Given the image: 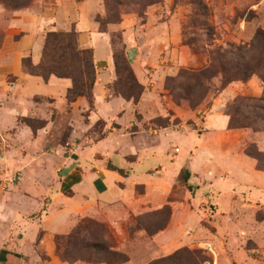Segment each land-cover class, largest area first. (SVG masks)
<instances>
[{
	"label": "rangeland",
	"instance_id": "374dc122",
	"mask_svg": "<svg viewBox=\"0 0 264 264\" xmlns=\"http://www.w3.org/2000/svg\"><path fill=\"white\" fill-rule=\"evenodd\" d=\"M32 2L0 0L6 12L25 9ZM103 10L94 21L100 31L110 26L111 54L124 52L121 27L131 25V39L141 48V56L155 60L140 74L143 86L130 69L141 94L145 93L143 101L137 107L141 94L136 102L126 100L133 107L122 122L119 118L89 122L90 105L79 135L59 130L50 138L64 156L75 160L85 147L115 133L120 148L113 151L104 143L105 151L100 149L92 157L102 160L105 168L117 167L121 176L143 171L165 177L169 185L161 205L151 201L134 211L103 206L100 212L79 217L66 235L58 236L77 231L76 254L88 262H65L54 250L55 256L67 264L113 261L110 252L124 255L132 264H226L211 242L220 226L217 218L225 217L246 257L229 264H264V69L221 88L222 73L233 71L236 64L252 66L258 58L255 33H264V0H158L140 7L124 0L114 16L106 15L104 5ZM158 26L166 28L167 44L159 49L155 43L154 53L142 50L145 28ZM70 67H77L74 58ZM118 75L125 77L122 69ZM114 83L111 91L120 97ZM246 147L260 153L258 163L244 154ZM182 170L188 172L185 182L178 179ZM223 182L231 197L221 202V208L217 194ZM143 190L138 186L134 193L142 195ZM227 232H220L223 245H227ZM92 243L104 245L105 253L90 248ZM35 252L40 262L34 259L30 264H43L47 257L40 248Z\"/></svg>",
	"mask_w": 264,
	"mask_h": 264
},
{
	"label": "crops",
	"instance_id": "0c3cea01",
	"mask_svg": "<svg viewBox=\"0 0 264 264\" xmlns=\"http://www.w3.org/2000/svg\"><path fill=\"white\" fill-rule=\"evenodd\" d=\"M103 14L102 0H33L29 7L10 12L0 4V140L4 146L0 159V250L27 259V263L21 260L13 264H30L34 259L40 262L37 248L47 257L43 264H67L55 256L54 238L66 235L79 217L100 212L103 206H125L133 211L151 201L158 206L167 195L169 183L165 177L148 176L143 171L121 176L103 167L102 160L92 157L100 149L105 151L104 143L113 151L120 148L115 133L85 147L75 160L64 156L50 137L59 130L79 135L85 128L83 114L89 105L83 97L66 101L70 79L49 75L43 80L27 74L21 66L25 58L33 67L39 64L46 33L73 31L77 49L91 52L94 78L89 122L118 118L122 122V116L130 117L131 101L111 91L115 81L109 43L111 28L100 31L94 21ZM129 26L121 27L124 54L137 83L143 86L140 74L145 65L153 66L155 60L141 56V48L137 49L132 41ZM145 30L148 34L142 50L153 51L155 43L159 49L167 44L164 26ZM155 34L159 37L150 40ZM173 39L176 48V36ZM144 95L143 92L137 107ZM138 186L144 189L142 195L134 193ZM228 187L223 182L218 190L221 208V202L231 197ZM209 191L212 193V189ZM217 219L220 226L211 242L217 248L219 260L226 264L244 261L245 254L231 232L228 219ZM220 232L228 233L227 245H223ZM121 264L132 263L127 260Z\"/></svg>",
	"mask_w": 264,
	"mask_h": 264
},
{
	"label": "trees",
	"instance_id": "16d2710c",
	"mask_svg": "<svg viewBox=\"0 0 264 264\" xmlns=\"http://www.w3.org/2000/svg\"><path fill=\"white\" fill-rule=\"evenodd\" d=\"M136 1L133 2L132 0H129V3L131 5L137 4V6L140 7L155 3L158 0H154V2L146 0ZM122 3H124V0H103L106 15H116L117 8ZM255 40L258 46V58L256 62L252 66H248L247 64H242L239 66L238 64H236L232 67L233 71L227 74L222 73L221 88H224L228 83L232 81L245 80L251 75L257 73L260 69H264V33L258 30L255 33ZM111 56L116 75V81L113 86L114 92L124 100H132L133 102H136L142 90L132 77L124 52L121 50L117 52L113 51ZM72 58H74L75 62L77 63V67H75V70L70 67ZM21 66L27 74L38 76L43 80H46L49 75H53L58 78L70 79L71 87L66 92V101L72 102L77 97H83L86 99L88 105H91V87L94 75L93 65L91 61V52L90 50L77 49L75 42V33L73 31H69L66 33H46L39 64L33 67L30 65L29 59L25 58L21 61ZM212 66L213 63L211 57L209 63V71ZM119 69L123 70L125 76L124 78L119 77ZM262 82L264 85V79L262 80ZM229 127L233 126H230L229 124ZM243 152L246 156L254 159L258 163L259 157L261 156L259 152L251 149V147H246ZM109 169L115 170L119 175L122 174L121 170L114 167ZM187 178L188 172L186 170H182L179 172V180L185 182ZM77 233V231H73L66 237L55 236L54 238L55 251L65 262H73L77 260L85 262L89 261L85 258H82V256H80L79 254H76L77 250L80 248L78 244L74 242ZM85 246H87V244L83 247ZM89 247L96 252L103 251L105 253L106 251L104 245L98 243H92L89 245ZM67 249H71L72 253L68 252ZM108 254L114 257L115 260L110 261L98 259L93 263L121 264L127 261L126 257L122 254L113 252H110ZM21 260L22 257L18 254H10L4 250H0V264H3L5 261H8L9 263H15ZM155 262L157 261H153L148 264H153Z\"/></svg>",
	"mask_w": 264,
	"mask_h": 264
},
{
	"label": "built area",
	"instance_id": "2783aa9c",
	"mask_svg": "<svg viewBox=\"0 0 264 264\" xmlns=\"http://www.w3.org/2000/svg\"><path fill=\"white\" fill-rule=\"evenodd\" d=\"M13 177H11V180H12Z\"/></svg>",
	"mask_w": 264,
	"mask_h": 264
}]
</instances>
